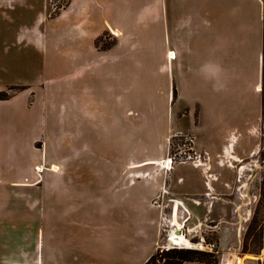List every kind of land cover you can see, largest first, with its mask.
Masks as SVG:
<instances>
[{"label":"rangeland","instance_id":"rangeland-1","mask_svg":"<svg viewBox=\"0 0 264 264\" xmlns=\"http://www.w3.org/2000/svg\"><path fill=\"white\" fill-rule=\"evenodd\" d=\"M69 1L44 0L45 18H56ZM219 1L182 0L181 16L177 20L181 24L180 34L175 35L172 28L167 37L161 33L159 37L144 35L143 39L150 45L146 52L135 50L136 40L133 41L126 68L112 58L98 60L86 51V44L82 42L79 43L82 53L68 54V46L59 44L62 29L59 22L47 25L48 43L44 48L31 45L26 28L34 24L41 1L18 4L4 12L0 10V85L5 82L0 100H8L27 88L33 90V101L39 95L34 108H27L24 97L1 104V108L11 109L18 117L15 123L31 129L39 114L42 118V132L31 140L42 159L32 170V179L28 182L40 181L33 186L38 193L42 192L38 196L42 201L38 208L41 205L44 208L46 192L47 203L52 200L53 227L48 232L63 241L60 250L67 256L57 264H130L135 261L138 255L135 240L141 231L136 230L135 218L125 217L128 214L124 208L141 204L156 208L159 198L149 196L146 200L152 188L142 179L156 177L161 168L172 170L174 162L204 159L207 155L199 149L217 144L232 131L239 134L237 148L231 149L234 154H229V149V153L224 152L228 172L224 180L226 193L220 201L227 205L229 224L240 222L236 225L237 234L222 248L218 230L211 228L214 220L204 219L199 227L201 231H192L188 236L197 241L204 234L208 241L218 243L214 252L202 251L211 254L204 258L215 264L221 263L223 257L238 263L237 257H246L261 249L264 70L261 67L258 72V48L246 43L242 56L228 52L223 61L233 64L241 57L243 69L236 71L228 66V76L222 81L178 77L180 56L175 52V57H170V49L184 43L202 52V56L183 58L186 66L212 60L205 48L220 40L227 27L225 14L216 10ZM204 7L208 11L195 20V9ZM113 37L114 34L105 33L96 44L108 48L116 42ZM162 51L170 59H161ZM159 67H162L161 74L157 73ZM122 68L126 72H122ZM174 73L177 81L180 78L182 82L183 96L174 94ZM259 82L261 88L256 89ZM170 90L172 98L168 108L166 100ZM61 120L65 130L70 132L63 131ZM254 127L258 132L252 130ZM15 129L13 126V135L19 136L20 132ZM256 144L257 147L253 146ZM171 158L173 164L168 169L163 162ZM158 159L163 160L150 164ZM53 164L59 166L58 171L52 169ZM166 170L165 185L174 180L177 183L181 174H195L188 165L174 170L171 177ZM127 177L132 178L133 183H128ZM99 189L108 190L116 208H107L109 202L102 201L105 194L100 197L94 194ZM49 191L52 198L48 197ZM67 198L79 208H60ZM175 215L178 217L177 208ZM180 215L183 217L181 211ZM214 215H218L217 211ZM189 223L195 227L192 219ZM189 226L187 224L186 229ZM166 233L164 231L151 264L164 263L168 253L178 248L161 249L167 240Z\"/></svg>","mask_w":264,"mask_h":264},{"label":"crops","instance_id":"crops-1","mask_svg":"<svg viewBox=\"0 0 264 264\" xmlns=\"http://www.w3.org/2000/svg\"><path fill=\"white\" fill-rule=\"evenodd\" d=\"M38 1L42 2V5L37 7L39 13L34 24L26 28L31 45L33 44L35 48L39 49L44 48L46 42L48 43L47 25L59 22L62 25L59 44L68 46V54L75 56L79 52L82 53L79 47V43L82 42L86 44V51L97 57L98 60L108 58L111 60L112 58L114 62L121 64L124 68L127 67V54L131 55L132 53L133 41L136 40L135 50L146 52L150 50V45L147 39H143L144 35L159 37L161 33L162 36L167 37L173 28L174 34L178 36L181 30V24L179 21L177 23V20L181 16L182 0H70L68 5L62 8L61 13L53 19L45 18L44 0H0V10L4 12L7 8H13L18 4L22 6L29 4L28 2L35 4ZM224 6L225 9H222ZM216 10L225 14L224 19L227 27L220 40L211 47L205 48V52L211 54L212 60L200 61L196 64L190 63L186 66L183 58L202 56V52L197 47L191 48L181 43L175 49H170L173 51L174 57L176 53L180 56L176 72L178 77L193 76L205 82H210V79L215 78L222 81L228 76L226 73L228 66H232L231 69L236 71L243 69L241 57L233 64H227L228 62L223 59L228 52H235L236 55L242 56L246 43L254 47L257 46L259 51L258 72L260 73L261 67L264 70V0H227L225 4L223 0H220L216 4ZM205 11H208L206 7L195 9V20L202 17ZM105 33L114 34L113 38L116 39V42L108 48H102L96 44V41ZM160 54H162L161 59L165 57L170 59L164 51ZM161 68H158V74L162 73ZM121 70L126 72L123 68ZM176 78L174 73V94L178 93L179 96H183L182 82L180 78L179 81ZM4 85L5 82L2 86L0 85V90ZM260 88L259 82L256 89ZM32 92L33 90L27 88L19 94L15 93L8 100H0V264H57V261L62 262L67 257L60 250L63 241L54 238L51 231L48 232V229L51 230L53 227L52 200L50 199V202L47 203L46 192L44 208H41L42 205L38 208V205L42 204V201L38 199L42 192L39 194L33 186L40 181L34 184L28 182L30 178L32 179V170L42 159L31 142L38 132H42L40 126L42 118L39 114L35 121L36 125L31 129L26 125L15 123L18 117L11 113V109L1 108V104H9L22 97L25 98L27 108H34L39 95L33 101ZM29 93H31L30 100L27 101ZM171 98L170 90L166 100L168 108ZM61 125L64 132H70L65 130L63 123ZM13 126L17 128L15 132H20L19 136L13 135ZM252 130L258 132L256 127ZM238 135L232 131L224 140H220L211 147H203V150L196 146L206 153L207 157L204 159L201 157L195 160L174 162L172 170L161 168V173L156 177L142 179L152 188L146 200L149 196L159 198L156 208H146L143 204L135 208H124L125 214H128L125 217L135 218L136 230L141 231L138 239L135 240L134 249L137 250L138 255L135 261L132 260L130 264H145L155 254L162 242L164 231L168 234L173 230L172 219L174 217L185 223L186 226L190 225L187 229L189 234H192V231L200 232L199 227L204 219L214 220L211 228L218 230L221 247H227L231 238L236 236V225L240 222L229 224L226 217L227 205L220 201L226 193L224 180L228 172L224 152L225 150L228 152L229 149L230 153H228L234 154L231 149L236 150ZM233 139L235 141H232ZM232 142L233 146H231ZM253 146L257 147V144ZM162 160L158 159L150 164H158ZM185 165L190 166L195 174L193 176L181 174L177 183L174 180L172 184L165 185L164 181L168 176L164 174V170L170 171L169 177H171L174 170ZM129 182L133 183L132 178H128ZM102 193L106 195L102 201L109 202L107 208H116V204L109 198L108 190L99 189L94 194L100 197ZM48 197L52 198V192L49 191ZM262 198V247L257 253L248 254L243 264H264V185ZM71 202L72 200L67 198L60 208H79L77 203L74 204L73 201L71 205ZM142 202L145 201L142 200ZM176 208L178 217L175 215ZM180 211L183 217H181ZM215 211L218 215L213 216ZM100 213H104V211H100ZM191 219L195 227L189 223ZM130 253H132L131 249ZM231 261L233 260L227 259L226 261L223 257L219 264H238ZM182 264L215 263L189 260Z\"/></svg>","mask_w":264,"mask_h":264},{"label":"bare ground","instance_id":"bare-ground-1","mask_svg":"<svg viewBox=\"0 0 264 264\" xmlns=\"http://www.w3.org/2000/svg\"><path fill=\"white\" fill-rule=\"evenodd\" d=\"M170 57L173 58L174 57V53L173 51L170 52ZM167 163V165L165 164ZM171 164H173V159L171 158L170 161H164L163 162V166H166V168L170 169L172 166ZM39 170H42V166L38 167ZM52 169L55 171L59 170V166L57 164H53ZM179 221L177 220V218L174 219V226H173V230L171 232V238H170V242L171 244H177L179 246V248H192L194 245L192 244V240L189 238L188 236V232L186 229V224L185 223H178ZM182 224V226H181ZM178 225V226H177ZM178 234V236H173ZM185 235V236H183ZM246 257H237V261L239 264H243L244 260Z\"/></svg>","mask_w":264,"mask_h":264},{"label":"trees","instance_id":"trees-1","mask_svg":"<svg viewBox=\"0 0 264 264\" xmlns=\"http://www.w3.org/2000/svg\"><path fill=\"white\" fill-rule=\"evenodd\" d=\"M209 255L211 254H207L205 252L195 250V249L176 248L175 250L170 251V253H168L166 257V261L160 264H182L183 262L189 261V260H199V261H206L209 263H214L213 261L207 260L204 258V256H209ZM155 258H156V255L154 254L145 264H151V261Z\"/></svg>","mask_w":264,"mask_h":264},{"label":"built area","instance_id":"built-area-1","mask_svg":"<svg viewBox=\"0 0 264 264\" xmlns=\"http://www.w3.org/2000/svg\"><path fill=\"white\" fill-rule=\"evenodd\" d=\"M174 231V230H173ZM171 232H168L167 234V240L165 243L161 245V249H171L179 246L177 244H171L170 238H171ZM190 238V237H189ZM192 240V244L194 245L192 248L201 250V251H208V252H214L216 248L218 247V243L216 241H208L206 236L204 234H201L197 241H194L193 238H190Z\"/></svg>","mask_w":264,"mask_h":264}]
</instances>
